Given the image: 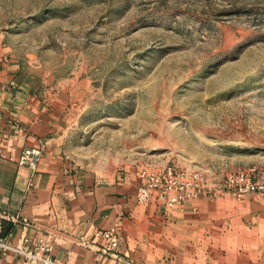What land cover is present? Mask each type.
I'll return each mask as SVG.
<instances>
[{
    "label": "rangeland",
    "instance_id": "374dc122",
    "mask_svg": "<svg viewBox=\"0 0 264 264\" xmlns=\"http://www.w3.org/2000/svg\"><path fill=\"white\" fill-rule=\"evenodd\" d=\"M0 54L62 92L81 165L198 170L227 207L264 203L213 195L228 173L264 172V0H0ZM236 222L203 226L225 239L194 240V264H251Z\"/></svg>",
    "mask_w": 264,
    "mask_h": 264
},
{
    "label": "crops",
    "instance_id": "0c3cea01",
    "mask_svg": "<svg viewBox=\"0 0 264 264\" xmlns=\"http://www.w3.org/2000/svg\"><path fill=\"white\" fill-rule=\"evenodd\" d=\"M40 77L0 54V210L29 221L26 227L12 226L13 241L21 234L31 241L43 235L53 255L66 264H194V240L225 239L203 226L232 217L240 232L249 228L252 239L248 237L253 247L243 261L262 264L264 243L258 250L256 242H264V203L243 200L227 207V196L206 195L174 208L138 203L135 174L99 172L70 154L69 103ZM39 146L42 157L32 174L17 161L24 148ZM244 218L251 221L247 226ZM109 227L119 232L115 256L99 253L102 240L95 236ZM197 257L202 264H218L209 262L208 255ZM0 264L39 263L10 252Z\"/></svg>",
    "mask_w": 264,
    "mask_h": 264
},
{
    "label": "built area",
    "instance_id": "2783aa9c",
    "mask_svg": "<svg viewBox=\"0 0 264 264\" xmlns=\"http://www.w3.org/2000/svg\"><path fill=\"white\" fill-rule=\"evenodd\" d=\"M41 157V146L26 147L21 151L17 163L34 174ZM263 175V169L255 166L228 173L219 187L214 189L213 195L225 192L235 199L255 195L264 201ZM136 178L135 199L140 204L154 201L165 208H174L209 193L206 178L198 170L174 166L161 169L142 167L137 170ZM17 223L23 227L29 225V221L19 214L0 210V258L12 252L39 264H66L53 255V246L43 235L31 241L25 234H21L13 241L12 226ZM95 236L102 240L99 253L115 256L119 246L118 229L109 227L96 232Z\"/></svg>",
    "mask_w": 264,
    "mask_h": 264
}]
</instances>
